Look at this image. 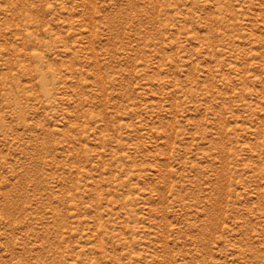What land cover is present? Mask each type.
Segmentation results:
<instances>
[{
  "label": "rangeland",
  "instance_id": "374dc122",
  "mask_svg": "<svg viewBox=\"0 0 264 264\" xmlns=\"http://www.w3.org/2000/svg\"><path fill=\"white\" fill-rule=\"evenodd\" d=\"M0 264H264V0H0Z\"/></svg>",
  "mask_w": 264,
  "mask_h": 264
}]
</instances>
